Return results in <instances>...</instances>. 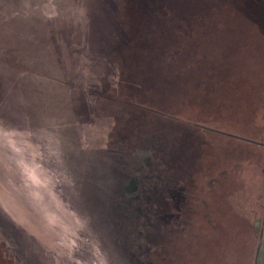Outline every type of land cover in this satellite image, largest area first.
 Returning a JSON list of instances; mask_svg holds the SVG:
<instances>
[{
  "label": "rangeland",
  "instance_id": "obj_1",
  "mask_svg": "<svg viewBox=\"0 0 264 264\" xmlns=\"http://www.w3.org/2000/svg\"><path fill=\"white\" fill-rule=\"evenodd\" d=\"M91 1L0 0V264H253L264 0H112L111 93L72 40Z\"/></svg>",
  "mask_w": 264,
  "mask_h": 264
},
{
  "label": "crops",
  "instance_id": "obj_2",
  "mask_svg": "<svg viewBox=\"0 0 264 264\" xmlns=\"http://www.w3.org/2000/svg\"><path fill=\"white\" fill-rule=\"evenodd\" d=\"M91 2L94 9L85 20L77 21L78 36H72V40L80 43L76 58L88 77V83L95 81V77H101V90L111 93L118 89L120 82L119 66L113 55L128 43L129 36L120 29L117 1L115 4L112 0Z\"/></svg>",
  "mask_w": 264,
  "mask_h": 264
},
{
  "label": "trees",
  "instance_id": "obj_3",
  "mask_svg": "<svg viewBox=\"0 0 264 264\" xmlns=\"http://www.w3.org/2000/svg\"><path fill=\"white\" fill-rule=\"evenodd\" d=\"M160 2H157L156 4H153L152 6H153V8L154 7H156V8H158L157 7V5L159 4ZM156 5V6H155ZM126 11H128V10H131V7H130V5H129V3L128 2H126ZM133 10V9H132ZM149 17H151V18H149ZM146 16V17H144L145 19H143L144 20V24L143 25H134V28L136 29V30H139V29H141L140 31H146V32H149L150 30H152L155 26H158V23H162V22H164L165 20L161 17V12H159L158 10H155V11H153V15L151 14L150 16ZM147 19H150L151 21H152V24H150V25H146L147 24ZM161 19H162V21H161ZM154 24V25H153ZM198 27H201V26H198ZM140 31H139V33H140ZM201 31V30H200ZM199 31V32H200ZM198 33V31H197V26H195V30L194 31H192V35H196ZM140 34H142V32L140 33ZM129 35H130V38H131V34H130V32H129ZM146 46H148L147 44H145ZM135 47V49L137 48V47H139V43H136V42H133L132 41V39L130 40V44H128V46H126V48H129V47ZM145 46V47H146ZM131 47V48H132ZM149 47V46H148ZM147 48V47H146ZM152 48H154V47H151L150 49L152 50ZM155 50V49H154ZM108 97H112V98H114V99H116V100H120V101H122V102H128V100L127 99H122V98H120V97H115V96H113V95H107Z\"/></svg>",
  "mask_w": 264,
  "mask_h": 264
},
{
  "label": "flooded vegetation",
  "instance_id": "obj_4",
  "mask_svg": "<svg viewBox=\"0 0 264 264\" xmlns=\"http://www.w3.org/2000/svg\"><path fill=\"white\" fill-rule=\"evenodd\" d=\"M247 141L252 142L258 145L259 147L264 148V138L261 141L259 140L257 141L247 140ZM262 171L264 173V168ZM259 209H260L259 213H260V218H261V227L259 228V230H255V232L259 234V242L257 243L256 249H255L253 264H264V199L261 202V206H259ZM257 212H258L257 208H255V213H256L255 215H258Z\"/></svg>",
  "mask_w": 264,
  "mask_h": 264
}]
</instances>
